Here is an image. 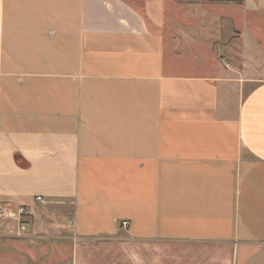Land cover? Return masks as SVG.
Wrapping results in <instances>:
<instances>
[{
  "label": "crops",
  "instance_id": "1",
  "mask_svg": "<svg viewBox=\"0 0 264 264\" xmlns=\"http://www.w3.org/2000/svg\"><path fill=\"white\" fill-rule=\"evenodd\" d=\"M260 3L0 0V264H264Z\"/></svg>",
  "mask_w": 264,
  "mask_h": 264
},
{
  "label": "rangeland",
  "instance_id": "2",
  "mask_svg": "<svg viewBox=\"0 0 264 264\" xmlns=\"http://www.w3.org/2000/svg\"><path fill=\"white\" fill-rule=\"evenodd\" d=\"M129 4H131L136 9L141 10L143 5L146 2L158 1L163 4V11L165 15H174L175 20L178 24H176V28L180 26L183 15H191L196 19H208L205 23L202 21H188L191 24L196 23L191 27H199L200 23H204L206 28L215 27L217 23L214 19H217L216 16H219L220 23L222 25L221 33H224L226 30V18H230L232 14L239 15L246 4V0H126ZM254 5L259 4L261 2L262 8L260 9V13L256 14V18L264 19V0H250ZM245 3V4H244ZM240 16V15H239ZM167 17V16H166ZM261 19L258 21L259 27L261 26ZM264 24V23H262ZM181 27V26H180ZM205 27V26H204ZM259 29V28H258ZM262 40L264 41V29L259 31ZM260 38V37H259Z\"/></svg>",
  "mask_w": 264,
  "mask_h": 264
},
{
  "label": "built area",
  "instance_id": "3",
  "mask_svg": "<svg viewBox=\"0 0 264 264\" xmlns=\"http://www.w3.org/2000/svg\"><path fill=\"white\" fill-rule=\"evenodd\" d=\"M37 202L43 203L42 198H36ZM27 213V209L24 206H18L16 208H11L10 206H3L0 208V218L6 220H13L17 223L16 231L14 236L16 238H22L26 235L28 228L27 225L23 222V218ZM121 228L126 229L128 224L127 222H122L120 224Z\"/></svg>",
  "mask_w": 264,
  "mask_h": 264
}]
</instances>
